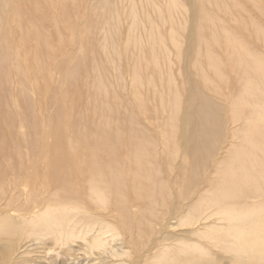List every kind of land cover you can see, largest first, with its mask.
<instances>
[{
    "label": "bare ground",
    "instance_id": "bare-ground-1",
    "mask_svg": "<svg viewBox=\"0 0 264 264\" xmlns=\"http://www.w3.org/2000/svg\"><path fill=\"white\" fill-rule=\"evenodd\" d=\"M19 1L23 0H0V73H5L6 66L8 65L7 63H10L7 69H9L11 65L9 71L11 70L13 75L15 74L22 78L23 83L20 90L23 91L22 94H25L35 85L30 83L31 73H36L35 69L32 71L29 70L31 65L29 61L31 58L32 61L36 60V63H39L41 61L40 59L43 57L42 54L49 53L51 54L49 57L54 61V55H52V53L57 48L59 52L63 53L64 48L60 50L61 47L59 48V44L62 41L65 43L64 34L71 31V35L68 36V34H66V36L71 38L69 40L73 43L72 46L74 45L75 47V49L72 47L73 50H77L76 48L79 46L83 48L82 53L79 52L80 49L78 48L77 52L74 51V56L71 55V51L68 52L69 54L64 52L66 54L65 57L60 54L58 57H63L64 60L54 65V70L56 71L53 75L50 74L49 76L50 79H55L58 82L59 100L63 103L66 100L65 97H67V86L71 85L72 80L80 76L83 70V66L80 70L79 65L82 64V59L86 58H82V55L84 54V56H87L85 55V40L88 39L86 36L92 30V23H95L93 20L95 17L104 15L106 21H109L106 22L104 29L106 31L104 37V53L110 59L114 56L120 62L118 65L115 64L117 65L116 71L114 70V72H116V84L119 83L122 87L125 85L129 86H126L128 88H124V91H128L129 93V99L131 100L130 104L134 108V114H136V111L140 114H144L145 110H147L148 100L141 95L144 85L148 89L153 90V93L151 92L152 98L163 92L165 93V91L166 93L170 92L172 94L171 91L174 90L172 95L173 101H170L172 103L162 97H160V100H157L159 102L158 106L161 105V107H164V100H166V105L167 102L169 105L173 104L171 112H169L171 114V116L169 115L171 122L168 126L170 127V139H168L166 131L161 132L163 133V135L161 134L162 136L158 132L159 136L157 138H159V141L155 142L156 144L152 143V141L150 144H152L154 148L157 146L159 149L162 148L161 150H164L163 152L166 153L163 154L164 157V155H168V149L165 147L166 142L171 141L169 143H172L173 151L171 153V158L169 157L171 159L169 164V175H173L175 171L178 170V164L181 166V170H184V172L188 174V177L190 176L188 170L191 169V174L193 173L190 182H188L187 185L185 184V190L177 192L180 195L179 200L184 199L183 192L187 194L193 193V191H195L194 182L199 179V173H205V169H201L202 164H204L210 154L214 152L216 148L215 145L222 140V120L219 116H216V113H227L225 111L227 100L225 101L224 98L223 101L222 99L217 100L215 97L216 101L213 99V95H211L213 92L211 94L209 93V87H212V84L214 86L217 84L216 91L218 94H220L218 89L220 88V91H223L225 87L221 88L219 83L214 84L216 77H213V79L215 78V80H213L206 74L207 72H212L214 76L219 77L223 69V65H220L219 62L221 59H217L212 48L215 45H219L215 37L216 35L213 36L210 41H206L204 53L202 49H197L196 54H194L195 63L193 66L199 67V77L201 78L203 86L205 88L208 87L207 89H209V91L206 89L208 95H204L202 90L199 89L197 80H193V78L191 79L187 75V83L189 84L188 87L190 92L187 96H185V94L183 95L184 88L182 89L183 91L179 90V81L171 74V67L176 62L181 63L188 69L186 70L185 68L186 72L189 71L188 73H190V68H188V63H191L189 62V57L195 44H199L201 48V43L198 42H202L200 38L204 29V21H200L197 31V25H194L191 17L196 13V9L203 12V8H205L204 2L208 5H212V3H223L224 5V0H165V2L162 3L158 0H139V2H137L138 5L140 3V6H143L144 10H152L154 18L165 24L166 27H164V30L163 26H158L154 23V18L149 14L150 12L147 13L145 11L147 14L141 15L143 8L139 6L140 12L135 2L130 3V9H128L130 11L125 13L124 8H122L124 11H121L116 0H91L92 3L90 5H88L89 3L86 4L87 7H84L83 0H42V2H31L26 0L29 2L30 8L25 7ZM123 1L125 0H121L120 2L122 3ZM230 1L232 2V6L236 5L235 0ZM249 1L250 4L255 3V0ZM23 6L26 9L25 11H27V8L30 9L26 12L27 14L24 13ZM240 8L241 7H239V9ZM40 14L45 15L40 17ZM72 14L75 16L74 19L71 17ZM125 15H128L130 18L129 23H131V28L130 30L128 28V36L125 42L123 41V45H121L119 44L118 37L126 26H122L124 23L123 17H125ZM185 16H187L186 20ZM203 17L204 13L202 14V18ZM232 17H230V20ZM68 19L69 21L73 19L75 25L71 26L73 20L71 22L68 21V23ZM205 20L212 25H216L214 24L215 20H208L206 16ZM233 20L235 22L234 18L231 21L233 22ZM25 21L27 22L23 25ZM184 21L185 23H183ZM142 23L148 24L149 27ZM45 24L47 25L45 26ZM254 25V33L256 36L260 34L262 37L264 32L258 30L261 25ZM142 26L144 27L143 31H145L147 35L144 41L141 38L139 39L142 41L141 43L135 40L134 34L139 27L142 29ZM47 27H50L53 33H51V30H48ZM167 27L169 30L168 35L165 34ZM227 28L228 27L222 26V31L225 35L223 41H227V43L226 41L223 43H225L226 46L228 45L227 47L231 53L226 50L225 55H227V52L229 55L233 54L234 58L231 57L232 55H230V57L235 59V61L237 60V63H233L232 61L236 66L234 67L235 70H233V68L232 70L235 72L234 74H236V76L238 75L237 73H241L240 75L242 78L240 79L239 76L237 77L241 80L242 90L239 92L241 95L239 94V97L237 95V99L231 103L230 107L228 106L229 112L225 115H229V117L225 116V118H228V122L226 121L230 124L226 123L228 127L231 126L228 129L233 127V130L236 128L238 131L235 129L236 136L234 138V131L230 130V132H232V138L230 137L231 140L228 138L229 143H227L229 145H227L230 147L227 146L228 148L226 149V151H229V153L227 152L229 155L226 158H222L219 155L217 156L216 171L212 175L214 178L211 176L214 180L212 181L218 183L217 186L211 187V189H209L211 192L207 191L209 194L204 196L202 204H197L191 211L186 210L176 223L177 227L184 228L189 235L197 236L201 242L193 241V243H190L185 241V239H181V241L179 240V242L177 241L175 244H158V248L154 249V251H152L153 249L150 250L145 248V243L142 241L145 228L151 237L152 235H156L154 234L155 229L152 222L156 221L155 219L158 217L153 211L156 210L154 208L158 206V202L154 198V191H152L150 196L147 195L150 207L146 212V216H139L140 218L133 219L134 221L129 219L130 216H134L136 214L135 211H137L136 204H133V202L136 203V201H132V198L138 200L140 196H143V187H141L139 181L137 182L138 179L135 180L137 183H134V185L131 181L127 184V174H124L125 168L123 166L125 162L122 165L121 163H115L118 169L113 166L112 168L106 166L105 169H107H102V172H100L101 170L95 165L96 158L92 156L90 161L93 162V165L89 178H87L82 185L79 179L77 180V182L79 181L78 183L74 178L73 180H75V182H72L71 178L74 176H71L72 173L70 172V166L67 165V162L68 160L71 161V157L78 156L79 153L74 150V146L71 145L70 140H64L65 134L63 133L66 132L68 124L62 125L60 116H58V114L56 115V113H58L57 109L59 102V100H57L55 101V113L48 116V122L43 125L44 128L42 132L39 133V135H37V133L34 134L35 144L33 148L35 153L33 156L36 157L29 160L28 164L22 156L12 158L10 155L7 156L6 154L5 157L3 156L0 158V264H46L45 256H48L47 254L54 250L34 252L32 250L34 243L38 241L42 242L43 240H47L51 246L55 245L59 247L70 246V244L81 241L80 246H82V249H73V252L81 251V253L86 256H93V259L97 260V264H264V104L256 107V104L251 103L253 108H247L251 98H255V96L264 97V57L252 54L244 45L239 44L236 37L229 33ZM121 37L122 35L120 39ZM12 38L15 39L14 43L10 42ZM55 41L59 43L57 44L56 42L58 46L54 43ZM67 43L70 44L68 40L65 45ZM70 46L68 45V47ZM132 49L133 51H137L138 54L139 52H141V54L147 53L149 57H151V62L147 60L144 55L141 56V58L139 56V59H136L139 65L134 69L135 71L132 76L130 75L131 77H126L125 71L121 65V60L122 57L125 56L124 54ZM172 49L174 55L170 58ZM7 52H10L8 57ZM59 52L57 53L59 54ZM75 56H77L76 59ZM80 56L82 59H79ZM158 57H161V62L163 61V63L170 68V72L168 68L169 74L167 82L162 83L161 81L158 86L156 85L157 82L155 84V80H147L145 84L142 77L147 68L151 67L154 70H160V58L158 59ZM202 57L207 61L206 68H204L202 64L204 59L200 61ZM45 58H43V61H45ZM162 59L168 62H164ZM74 60L76 61L74 65L70 66L71 69H68L60 76V72L65 69L66 65L71 64ZM46 62H48V60L45 61L44 64ZM143 62L145 63L144 65ZM222 62L223 61H221V63ZM232 63L229 64L232 65ZM33 68L34 67H32V69ZM154 70H152V72ZM223 73H226L225 70ZM225 77L227 78V76ZM3 79L5 80L6 78L4 77ZM219 80H221L220 77ZM195 81L197 84H195ZM99 83V85L96 84L99 87L98 92L101 93L102 90L103 93L107 92L108 94V91L105 92V88L109 85H106L104 88L101 82ZM224 85L227 86L225 83ZM228 88L229 86L227 89ZM67 91L69 92V90ZM221 94H223V92H221ZM221 94L220 96L215 95L222 97ZM220 100L222 103H219ZM253 100L254 99H251V102ZM254 102L258 104L263 103L262 101L258 102L257 99ZM245 110L249 112L246 113ZM106 111L107 110H105V112ZM161 114H163V112H161ZM244 115H248V117L244 118ZM216 117L217 119L220 118L218 120H220L221 127L217 128L218 122L215 121ZM102 128L101 130H103ZM219 128L221 131L220 133ZM85 129L86 128H84V131ZM150 130L152 131L153 129L150 128ZM28 132L26 131V133ZM19 133L24 135L26 139L27 135L23 130H20ZM114 134L116 135V133ZM28 135H30V133H28ZM35 139H37L38 142H36ZM118 139H120V136L116 138L117 141ZM234 139L235 141H233ZM104 141H106L105 138L103 143ZM141 143H139L140 146L135 144L139 152L143 151ZM148 146L149 145H147V148H149ZM235 146L239 148L237 147L236 149ZM3 147L4 144L1 146V149H3ZM107 147L114 148L109 145ZM153 147L150 146V148ZM114 149H110L111 152L116 151ZM133 150L136 152L134 155L137 156L139 152L137 153L135 148ZM160 153L161 152H159V154ZM153 154H155V152ZM143 156L145 157V155ZM109 157H111L110 154ZM115 157L113 156L112 158ZM102 158L103 157H101V159ZM124 158L126 159V157ZM73 160H76V165L72 164V162L71 165H74L76 171L81 173V166L86 163L84 162V158L83 160L77 161L75 157ZM144 160L145 158H142L139 162L146 163ZM91 164L90 162L89 165ZM60 166H64L67 169V174L62 173L61 175V168L60 170L58 169ZM89 172L90 171H88V174ZM155 172L161 173L158 169H156ZM137 178H141V176L139 175ZM145 178L147 179L148 177ZM69 182L71 184H69ZM171 192H173L172 189ZM249 193H252L253 196L247 198L249 202L248 204L247 202L244 203L245 205L243 207L247 204L245 209H238L239 207L237 206H240L238 205L239 199L244 196V194ZM159 195H161L160 189ZM160 199H162V195ZM83 200L92 204V207L87 206ZM132 208L134 211L131 210ZM171 209L174 210V206H171ZM114 212L118 213L121 217L119 221L114 219ZM203 216L208 218V220L211 219L210 222L207 221L202 228L201 226L197 227L195 224H197ZM128 221L130 223H128ZM132 223L134 224V229L130 231L126 225ZM124 226L127 231L122 230V233H126V235L121 237V229ZM173 226L167 224L160 232H157V236L160 237L159 242L172 240L174 238L173 235L175 232H168V229ZM105 235L109 236L113 241L116 240L115 243L118 241L119 244L120 241L122 244H120V247L111 245V243H109L110 241H107L109 237H107V239ZM132 237L137 238L139 244H137ZM151 237L150 239L153 238ZM53 253L54 252L50 254ZM66 254L68 257L73 256L72 253L70 255L69 251H66ZM83 254L79 255L84 257Z\"/></svg>",
    "mask_w": 264,
    "mask_h": 264
},
{
    "label": "rangeland",
    "instance_id": "rangeland-1",
    "mask_svg": "<svg viewBox=\"0 0 264 264\" xmlns=\"http://www.w3.org/2000/svg\"><path fill=\"white\" fill-rule=\"evenodd\" d=\"M23 1H26V0H23ZM23 1H19V2L22 3L25 7L30 8L29 2L28 1L23 2ZM29 1H31V2H36V1L42 2V0H29ZM120 1L121 0H116L117 5L121 9V11L125 10V13L130 11L128 9H130L129 8L130 3H133V2H135L137 4V9H139L140 3H139V5L137 3V2H139V0H125V1H123L124 3L123 2L121 3ZM158 1L160 3L165 2V0H158ZM235 1H236V3H235L236 5H234V6H232V2L230 0H224V5H223V3L222 4L212 3V5H208L206 2H204V7L206 9L203 8V12H200L199 9H196V13L194 15H192L191 20L193 21L194 25L195 24L197 25V31H198V23L200 21H204V29L201 33V38H200V40L202 39V42L200 40H199L200 42H198V43H201L200 44L201 48H200L199 44L194 43L196 46L195 45L193 46L192 52H191L190 57H189V62H191V63H188V65H189L188 68H190L189 69L190 73H188L189 71L186 72V70H188V69L185 66H183L181 63L176 62L171 67L172 68L171 74L174 76V78H176L179 81V83H178L180 86L179 90H182L184 88L183 95L185 94V96H187V95H189V92H190L189 91L190 89L188 87L189 84L187 83V76L191 79L193 78V80H197L198 85H199V89L202 90L204 95H206V94L208 95V93L206 91V89L208 87L205 88L203 86V84L201 83V78L199 77V67L193 66L195 63L194 54H196L197 49H199V50L202 49V51L204 53L206 41H210L213 38V36L216 35L215 37L217 38L219 45L218 46L215 45L212 48L215 52L214 55L217 57V59L219 58V59H221V61H223L221 63V61L219 60L220 65H223L222 66L223 69L221 70L222 71L221 75H219L221 80H219V77L214 76V74L212 72L206 71L207 72L206 74H208L209 77H211L212 79H213V77H216V81L214 84L219 83V86L221 88L225 87L223 91L222 90L220 91V88L218 87L219 93L221 94V92H223L224 95L221 94L222 97L216 96V95L220 96V94H218V92L216 91L217 90V88H216L217 84L215 86L212 84V87H209L210 91H209V89H207V90L209 91L210 94L213 92L211 94L214 97L213 99H215V97H216L217 100L222 99V101H223V98L225 99V101L227 100L226 101L227 104H225V105H227L226 110H225L227 113L229 112L228 106L230 107L231 103L237 99L236 98L237 95H238V97L241 95L239 92H241V90H242L241 89L242 84H241V80H240L242 78V76L240 75L241 73H237L238 74L237 76H239V78H240L239 79L236 76V74H234L235 72L233 70H235L234 67H236V66L233 63L236 62L237 60L235 61V59H232V58H234L233 54H230V55H232L231 56L232 58L230 57L229 53H231V52H230L229 48L227 47L228 45L226 46V44L223 43L226 40L223 41V37L225 35L222 31V26L228 27L227 28L228 32L231 33L232 35H234L236 37L237 41L239 42V44L244 45L252 54L264 57V37H263L264 35L261 37L260 34H257V36H256V34L254 33L255 28L253 29V27L255 26L254 24H258V25L260 24L261 25L260 28H264V0H259V1L255 0L254 4H250L249 0H235ZM91 3H92L91 0H83L84 7H87L86 4L90 5ZM25 7L23 8L24 9L23 11L26 10ZM239 7H241V8L239 9ZM28 8H27V11H25L24 13H26V12H28V10H30ZM122 8H124V10ZM140 8H143L142 9L143 12L141 13V15L147 14L150 12L149 14L152 15L154 18V14H153L152 10L151 11L147 10V9L144 10L143 6H140ZM225 10H226V13H225ZM139 11H140V9H139ZM205 11H207V12H205ZM239 11H240V13H239ZM199 12L201 13V15ZM72 13H74V12H72ZM203 13H204V17L202 18ZM229 13H231V14H229ZM42 15H45V14H40L39 16L41 17ZM205 16L208 20H211V19L215 20L214 24H216V25H212V24L208 23V21L205 20ZM209 16H210V19H209ZM71 17L74 19L75 16H73V14H72ZM196 17H197V19H196ZM230 17H232L231 20L234 18L235 22H234V20L232 22L230 20ZM123 18H124L123 19L124 23L122 22L123 23L122 26L123 27L125 25L126 26L124 27L125 29H123L121 34H120V36L122 35L121 39H120V36L118 37L119 38V44H121V45H123V43L125 42V40L128 36V32L131 28L130 27L131 23H129L130 18L128 17V15H125V17H123ZM186 18H187V16H185V20H186ZM95 19L97 22L95 21ZM177 19H179V18H177ZM72 20L69 21V19H68L67 22L68 21L71 22ZM153 20H154V23H156L158 26H163V30H164V27H166L165 24H163L158 19L154 18ZM196 20H197V23H196ZM76 21H79V20H76ZM205 21H207V22H205ZM218 21H220V22H218ZM26 22L27 21L23 22V25H25ZM72 22L74 23V20ZM93 22H95V23H92V27H91L92 30L86 36L88 39L85 40L86 41L85 42L86 53H85V51H84V53L87 56H84V54L83 55L81 54L82 58H84V57H86V58L82 59L81 56L79 57V59H82V61H81L82 64L79 65V67L81 70L82 69L81 67L83 66V70L80 73L81 75L75 77V79L72 80V82H71L72 84L70 83L71 85H68L69 87L67 86V88H66V96L67 97H65L66 100L63 103L59 100V91H58V87H57L58 82L55 79H50L49 76H50V74L53 75L54 72L56 71V70H54L55 69L54 65H56V63H58L59 61L64 60L63 57H58V56H60V54H61V56L63 55L65 57V55L69 54L68 52L71 51L72 52L71 55L74 56L75 54L73 55V53L77 52L78 48L80 49L79 52L82 53L83 48H80L79 46H78V48H76L77 50H73L72 47H74V45L72 46L73 43H71V40H69L71 38L68 37L71 35V31H68L66 33V34H68V36H66V34H64L65 43L68 40V42L71 44V46L68 43L65 45L64 41H62L60 44L57 41L54 42L55 44H56V42H57V44H59V48L61 47L60 50L62 48H64L63 53L59 52V50H57L58 48L55 51H56V53L59 52V54L58 53L56 54L55 51L52 53V55H54V61L51 57H49V56H51V54H49V53H46V54L43 53L42 54L43 57L40 59L41 61L39 63L38 62L36 63V60L32 61V58H31V60L29 61V64H31L29 70L32 71L35 69L36 73H34V74H33V72L31 73L32 76L30 79V83H32L33 85L35 84V85L32 88H30L25 94H22L23 91L20 90V87L23 83L22 78L20 76H16L15 74H14L15 75L14 76L13 72H11V70L9 71L11 65L9 66V69H7L8 65L10 63H7L8 65L6 64L7 66H6L5 73H0V142H1L0 143V158L3 156L5 157L6 154H7V156L10 155V157H12V158L22 156V158H24L25 162H27V164H28L29 160H32L34 157H36V156H33V154L35 153L34 148H33V146L35 144V141H34L35 135L34 134L37 133V135H39V133L42 132V130L44 128L43 125L48 122V119H49L48 116L53 115L55 113V111H54V108L56 106L55 101L59 100L58 109H57L58 113H56V115L58 114V116H60L62 125L68 124L66 132L63 133V134H65L64 140L65 141L70 140L71 145L74 146V150L79 153L78 156L71 157L70 158L71 161L68 160V162H67V165L70 166L69 169H70V172L72 173L71 176H74L71 178L72 182L73 181L75 182V180L77 182V180L79 179L81 182V185H82V183H84L85 180H87V178H89L91 170H92V165H93V162L90 161L92 156H93V158H96L95 165L97 168H99L101 170L100 172H102V169H105L106 166H109L110 168H112V166L114 168H117V165H115V163L116 164L121 163V165H122L125 162V164L123 166L125 168L124 174L125 173L127 174V184L131 181L132 184L134 185V183L136 184L139 181V183H141V187H143L142 188L143 189V196H140V198L138 200H135L134 198H132V201H136V203L133 202V204H136L137 211H135L136 214L134 216H130L129 219L133 220L136 218H140L142 215H143V217L146 216V212H147L148 208L150 207V204H148L149 199L147 198V195L150 196V193L152 191H154V198L158 202V206L154 208L156 210H153L155 212V215L158 217H157V219H155L156 221L152 222L153 224L151 223L154 226V229H155L154 234H156V235H152V237H153L152 238L151 235L148 234V232L146 231V228H145V231H144L145 233L143 232V235H142L143 236L142 241H143V243H145V248H148L150 250L153 249L152 251H154V249L158 248V244H175V242H177V241L179 242V240L181 241V239H185V241L190 242V243H193V241L194 242H201L197 236H195V235L192 236L191 234L189 235V234H187V231H185L184 228L177 227L176 223L179 220V217L182 216V214H184L186 212V210L191 211L197 204H202V200H203L204 196H207L209 194V193H207V191H209V189H211V187H213L215 185L217 186L218 183L213 182L214 180L212 179V177H213L212 175L216 171V166H217L216 163L218 161L217 156L219 155L222 158H226L229 155L228 154L229 151L228 150L226 151V149L228 147H230V146H228L229 145L228 144L229 143L228 138L230 140L232 138V136H231L232 132H230V130L234 131L233 135L235 138V136H236L235 129L236 128L234 130H233V127L228 129L231 126L228 127V125H227V124H229V123H227L228 122L227 117H229V115H225L227 113H225V114L216 113V116H219L221 118V120H222L221 123L224 126L223 127L222 125H220L221 124L220 120H218L220 118L217 119V117H216L215 121H217L219 123V125L217 123V128L222 126L221 127V129H222L221 130L222 131V135H221L222 140L219 141L215 145L216 148H215L214 152L212 154H210L208 159L204 162V164H202L201 169H205V171H204L205 173H203V174L199 173V179L195 180V182H194L195 183V191H193V193L191 192L190 194L183 192L184 199L179 200L180 195L177 192H182L185 190V188H186L185 186L187 185L188 182H190V180L192 178L191 175L193 173L191 174V169L188 170L190 172V176L188 177L187 176L188 174L185 173L184 170H181V166H179V164H178V167H179L178 170H176L173 175H169V167H170L169 164L171 162L170 158H171V153H172L173 149H172V143H169L171 141L168 140V139H170L169 138L170 137V135H169L170 134V132H169L170 127H168V126L171 122L170 121L171 114L169 112H171L173 104L169 105L167 102V105H166V100L169 102L173 101L172 95L174 93V90L171 91L172 94L170 92L166 93V91H165V93L163 92L161 94L153 96V98H152L151 95L153 93V90L148 89L144 85L143 91L141 92V95L143 97H145L146 100H148V107L146 108L147 110H145L144 114H140L137 111H136V114H134V108L130 104L131 100L129 99L130 98L129 93H128V91H124V88H128L129 86L125 85L124 87H122V85H120L119 83L116 84V82H117L116 81V72H114V70L116 71L117 65L120 62L113 56L114 54L112 55L113 58L111 56L112 59H110L104 53V50H105L104 49V47H105V45H104L105 44V38L104 37L106 34V31L104 29L106 26V22H109V21H106V18L104 17V15H101L100 17H95ZM73 23L72 24L70 23L71 26L75 25V23L74 24ZM128 23H129V25H128ZM183 23H185V21ZM142 24L149 27L148 24H145V23H142ZM46 25L47 24H45V26ZM140 27H139V29H137L135 31L136 33L134 35H135V40L142 43V41L139 39L141 38L144 41L146 39L147 33H145V31H143V28H144L143 26H142V29ZM128 28H129V30H128ZM214 28H215V30H214ZM260 28L258 30H261L264 32V29H260ZM47 29L51 30V33H53L52 29L50 27H47ZM93 30H94V32H93ZM165 32H166L165 34L168 35V32H169L168 27L166 28ZM257 33H260V32H257ZM202 34H203V36H202ZM261 34H262V32H261ZM17 36H18V34H17ZM17 36H16V38H17ZM226 36H227V34H226ZM25 38H26V36H25ZM14 41H15V39L12 38L10 42L14 43ZM197 41H198V37H197ZM226 43H227V41H226ZM57 44H56V46H58ZM99 44H101V45H99ZM68 45L71 48L68 47ZM74 49H75V47H74ZM226 50H228V52H229V53L227 52V55H225ZM132 51H133V49L131 51L127 52L126 54H124L125 56L123 55L124 57H122V60H121V65L125 71L126 77H128V76L131 77L133 72L135 71L134 69L137 68V66L139 65L138 62L136 61V59H139V56L141 58V56L144 55L147 58V60H150V58H151V57H149V55L147 53L141 54V52H139V54H138L137 51L134 50L133 53H132ZM141 51H142V49H141ZM9 55H10V52H7V57ZM173 55H174V51L172 49L170 58H172ZM202 55H204V54H202ZM43 58H45V61L48 60V62H46L44 64L45 61H43ZM76 58H77V56H75V59ZM228 58H229V60H228ZM79 59H78V61H79ZM158 59L160 61V70L159 69L154 70L151 67H149L145 70L144 73L142 72L143 73L142 78L144 79L143 81L145 82V84H146L147 80H150V81L155 80V84L157 82L156 85H158V86L160 85L161 81H162V83L167 82V78H168V74L170 72V68L168 67V65L163 63V61L161 62V57H158ZM203 59L204 58L202 57V59H200V61H203ZM162 60H164V59H162ZM75 61L76 60H74L69 65L67 64L65 69L60 72V76H62V74L65 73V71H67L68 69H71L70 66L74 65ZM232 61H233V63H232ZM34 62L36 63V66H35ZM150 62H151V60H150ZM164 62H168V61L164 60ZM112 63H113V66H112ZM229 63H232V65ZM32 64H33V66H32ZM115 64H117V65H115ZM144 64L145 63L143 62V65ZM202 64H203V67L206 68L205 66H207V61H205V59H204V62H202ZM84 66H85V69H84ZM32 67H34V68L32 69ZM143 67H145V66H143ZM168 68H169V72H168ZM185 68H186V70H185ZM232 68H233V70H232ZM230 69L232 70V72ZM80 70H79V72H80ZM152 70H154V71L152 72ZM224 70L226 73H223ZM7 72H9V73H7ZM39 72H40V74H39ZM155 72H157V73H155ZM231 73H233V74H231ZM206 74H205V76H206ZM225 76H227V78ZM4 77L7 79V80L5 79L6 82L3 79ZM213 80H215V78ZM238 80H240V81H238ZM99 82H101V84L104 86V88L106 85L107 86L109 85L107 88H105V92L108 91V94H107V92L103 93L102 90H101V93L98 92L99 87L97 85L100 84ZM197 82L195 81V84H197ZM224 83L227 86H225ZM126 86H128V87H126ZM228 86H229V88L227 89ZM214 88H216V89H214ZM67 90H69V92ZM149 91H150V93L151 92L152 93L150 94ZM160 97L166 99V100H164V105L162 104L164 107H161V105L158 106L159 102L157 100H160ZM251 99H254V100L251 102ZM251 99L249 101V104L247 105V108H253L252 104H256V107L258 105L264 104V97L255 96V98H251ZM256 99L258 102L262 101L263 103L262 104L261 103L258 104L257 102L255 103L254 101H256ZM222 101L220 100L219 103H222ZM170 103H172V102H170ZM63 105L67 106L68 108L64 107ZM35 108H38V109H35ZM65 108H67V109H65ZM70 108H71V110H70ZM105 110H107V111L105 112ZM245 111H246V113L249 112L248 110H245ZM161 112H163V114H161ZM31 113H33V114H31ZM223 116H224V118H223ZM225 116H227V117L225 118ZM243 117L247 118L248 115H244ZM62 119H63V121H62ZM109 119H110V121H109ZM165 122H166V124H165ZM100 123H102V124H100ZM104 123H105V125H104ZM102 125H103V128H102ZM106 125H109V126H106ZM159 126H160V128H159ZM84 128H86L85 131H84ZM101 128L103 130H101ZM150 128L153 130L151 131ZM20 130L21 131L23 130V132H25V133H26V131L27 132L29 131L28 133H30L31 136L28 135V133H26L27 137L25 139L24 135H21V133H19ZM165 131L167 133L166 134L168 136L167 140L169 142H166V146H165L168 149L167 150L168 155L167 156L164 155V157H163V154H166L163 152L164 150H161L162 148L159 149L158 146L156 148H154L152 146V144H150V143L152 141H153L152 143L158 142L159 138H157V137L159 136V133H160V135L161 134L163 135V133H161V132H165ZM221 131L219 128V133ZM236 131H238V130L236 129ZM114 133H116V135ZM164 135H165V133H164ZM119 136H120V139H118V141H119L118 142L116 140V138H119ZM107 137H108V139H107ZM134 137H135V139H134ZM104 138L106 141H104V143H103ZM160 139H161V137H160ZM35 140H36V142H38L37 139H35ZM100 141H102V142H100ZM233 141H235V139ZM14 143H15V145H14ZM132 143H133V145H132ZM139 143H141V146L143 147L142 152H139L137 150L136 145H135V144H137V146H138ZM1 144L2 145L4 144L3 149H1V146H2ZM8 144H9V146H8ZM107 144L110 147H114L115 149L107 147L108 146ZM147 145H149L148 146L149 148H147ZM150 146L153 148H150ZM133 147L137 150V153L139 152L140 156H139V154H137V156L134 155V154H136V152H134L135 150H133L134 149ZM237 147H236V149H237ZM104 148H106V149H104ZM232 148H233V145H232ZM110 149L116 150V151L112 150L114 153L116 152L115 153L116 155L113 152H111ZM4 151L7 153H5ZM108 151H109V154L111 157H109ZM154 152H155V154H153ZM159 152H161V153L159 154ZM96 153L98 154V156ZM143 155H145V157ZM113 156L114 157L116 156V157L112 158ZM153 156H154V158H153ZM75 157H76L77 161L83 160V158H84V162H86L84 165L81 166V169H82L81 173L76 171L74 165H71V162H72V164L76 165V160H73V158H75ZM101 157H103V158L101 159ZM124 157H126V159L129 161H127ZM133 157H134V159L135 158L136 159L134 160ZM142 158H145L144 161H146V163H143V162L140 163L139 162V160L141 161ZM65 161H64V164H65ZM89 161L92 163L91 165H89V163H90ZM149 161H150V163H149ZM60 168H61V170H60ZM84 168H87V169H84ZM126 168H127V170H126ZM58 169L60 170L61 175H62V173L67 174V172H66L67 169L64 166H60V167H58ZM156 169L160 170L162 174L156 173L155 172ZM88 171H90L89 174H88ZM82 172H84V173H82ZM183 172H184V174H183ZM204 174L206 177L204 176ZM139 175L141 176V178H137ZM145 177H148V178L146 179ZM204 177H205V179H204ZM207 177H209V178H207ZM73 178L75 180H73ZM129 178H130V180H129ZM136 179H138L137 182L135 181ZM168 180H169V182H168ZM145 181H147V182H145ZM69 184H71V183L69 182ZM191 185H192V183H191ZM159 189L161 190L162 199H160L161 195H159ZM171 189L173 192H171ZM156 190H157V192H156ZM214 190H215V188H214ZM209 192H211V191H209ZM252 196H253L252 193L244 194V196H242L238 201V205L241 206V207L237 206V207H239L238 209H242V208L245 209V207L247 206V204L249 202V200L247 198L252 197ZM130 201H131V199H130ZM245 202H247V204L245 207H243L245 205L244 204ZM84 203H86L87 206L92 207V204H90L89 202L84 201ZM171 206H174L175 209L174 210L171 209ZM131 210L134 211L133 208ZM114 213H115V215L113 214L114 219L119 221L121 219V217L118 215V213H116V212H114ZM201 218L202 219L199 220V222L197 224H195L197 227L201 226V228H202L207 221L210 222V220H211V219L208 220V218H205L204 216ZM147 220L153 221L150 219H147ZM128 223H130V222L128 221ZM167 224H169L171 226L174 225L173 227H170L168 229V232H175V234L173 235L174 238L172 240L159 242L160 237L157 236L158 235L157 232H160L164 228V226H166ZM126 227L128 229H130V231H132L134 229V224L133 223L130 225L127 224ZM126 227L124 226L121 229V237L122 236L124 237V235H126V233H122L123 232L122 230L127 231ZM144 235H145V237H144ZM147 236H149V237H147ZM105 237L107 238L109 236L105 235ZM150 237L152 239H150ZM132 238L135 240V242H137V244H139L137 238H135V237H132ZM107 241H110L109 243H111V245H114L115 247H120V244H122V242L120 243V241H119V244H118V241L115 243L116 240L113 241L112 239H110V237H109V240H107ZM147 241H149V242H147ZM146 243H148V244H146ZM80 245H81V241H77L73 244H70V246H60V247L55 246V245L51 246L47 240H43L42 242L38 241L37 243H34L32 250H33V252L34 251H52V250H54V251H52V252H54L53 253L54 255L50 254L52 252H49L47 254L49 257L45 256L46 264H90V263L91 264H97V260H94L93 256H90V255L86 256L83 253H81V251H78V252L74 251L73 252V249H82V246H80ZM66 251H69L70 255L72 253L73 256L68 257L66 254ZM79 254H81V255L83 254L84 257L79 255ZM52 256H55V257H52ZM51 260H52V262H51ZM94 261H96V262H94Z\"/></svg>",
    "mask_w": 264,
    "mask_h": 264
}]
</instances>
